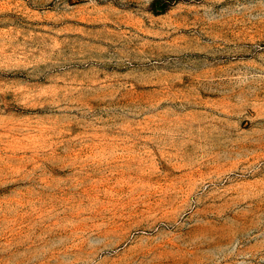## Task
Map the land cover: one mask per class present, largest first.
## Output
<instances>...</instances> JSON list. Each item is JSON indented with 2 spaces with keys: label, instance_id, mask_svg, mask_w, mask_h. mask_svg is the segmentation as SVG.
Segmentation results:
<instances>
[{
  "label": "rangeland",
  "instance_id": "obj_1",
  "mask_svg": "<svg viewBox=\"0 0 264 264\" xmlns=\"http://www.w3.org/2000/svg\"><path fill=\"white\" fill-rule=\"evenodd\" d=\"M0 264H264V0H0Z\"/></svg>",
  "mask_w": 264,
  "mask_h": 264
}]
</instances>
